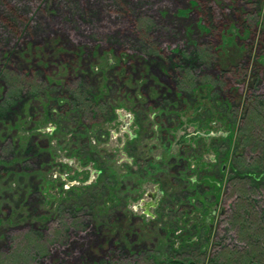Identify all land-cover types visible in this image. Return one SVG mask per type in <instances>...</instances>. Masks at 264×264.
Segmentation results:
<instances>
[{
	"label": "rangeland",
	"instance_id": "1",
	"mask_svg": "<svg viewBox=\"0 0 264 264\" xmlns=\"http://www.w3.org/2000/svg\"><path fill=\"white\" fill-rule=\"evenodd\" d=\"M103 1L97 38L151 22L172 41L146 54L55 30L12 52L0 264H264V0ZM21 3L62 24L53 0ZM192 50L207 69L180 62Z\"/></svg>",
	"mask_w": 264,
	"mask_h": 264
},
{
	"label": "trees",
	"instance_id": "2",
	"mask_svg": "<svg viewBox=\"0 0 264 264\" xmlns=\"http://www.w3.org/2000/svg\"><path fill=\"white\" fill-rule=\"evenodd\" d=\"M124 2V0L112 1V4L114 3L117 9L115 11L117 12L118 16H120L121 13L124 12L122 9L125 8L126 10L130 12L132 11L134 13L133 10L137 11L134 6L140 3L138 0H132V5L134 4V6L132 7V9H130L126 7ZM24 3L28 4L27 1H24ZM90 5V9H88L87 11L85 7H79L77 5L73 6L72 4H70L69 0H53V7L58 12V19L62 21V24H60V26H57L54 24V20H51L52 18H47L45 16L39 15L36 16V13L32 14L31 11H28L29 6L22 4L21 0H0V83L10 84L11 82H13V80H16V77H14V75L12 74L11 69H16L19 64L14 60V55L12 52L23 46L26 40L32 43H39L43 41L55 30H58L59 33L62 34V41L68 42L67 44H70L71 46L78 44L79 40L75 41V38H82L87 43L91 42L90 39H100L104 42L103 45L111 46L116 50H125L128 49L125 46H131L137 51L146 54L147 52H153L152 49H155L154 46L157 45L152 43L151 41L154 40L155 43H158L161 42L160 40L162 39H171L167 38L171 37L168 34L161 32L160 34H158L157 30L155 31V33L160 36L158 40L156 38L153 39V34L150 33V30L154 28V24L151 22H144L142 25L139 24L140 26L138 25L134 27L133 30H130L126 33L116 30L109 34H106L104 38H97V33L95 32V34H93L92 32V27L93 29L97 30L99 28V25L94 24L92 27H90L89 24H92L94 21H98L100 15L102 13H105V10L109 5L103 0H92V3ZM31 8L34 9V6L32 5ZM206 10L205 8H203L202 15H204L205 13H208V15L210 14V8ZM64 18H67V20H63ZM82 19H86L88 21L83 23L84 20ZM206 23L210 29L214 30L216 28V26L213 24L211 16L206 17ZM71 24L77 26L74 27ZM86 24L88 25L86 26ZM82 43L87 44L83 41ZM79 44H81L80 41ZM5 53V58H3V55ZM179 60L180 62L182 60V64L188 63L189 66L193 68V70L207 69L209 63H211L210 57H200L199 53L196 50H192L187 56H181V59ZM177 68H174V71ZM170 69L171 68H169V70ZM84 83L85 81H82L81 85L83 86L80 85L78 89H86ZM13 84L14 87L17 88L19 82L16 80ZM15 88L13 89L14 92L11 94L13 99H16V95L19 94V92H16L17 89ZM82 94V91H77V89L72 93L75 99L77 95L80 96ZM10 101V98L5 99L2 105H0V119L4 120L6 119V116L12 114L13 110H11V108L13 104L10 103ZM33 153L34 151L31 153V155ZM187 264L194 263L188 262Z\"/></svg>",
	"mask_w": 264,
	"mask_h": 264
}]
</instances>
